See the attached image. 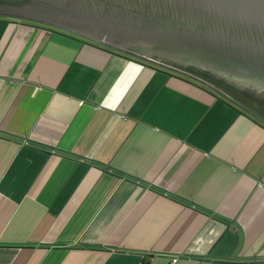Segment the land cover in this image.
<instances>
[{
  "label": "crops",
  "instance_id": "obj_1",
  "mask_svg": "<svg viewBox=\"0 0 264 264\" xmlns=\"http://www.w3.org/2000/svg\"><path fill=\"white\" fill-rule=\"evenodd\" d=\"M146 58L0 17V264H264V100Z\"/></svg>",
  "mask_w": 264,
  "mask_h": 264
},
{
  "label": "water",
  "instance_id": "obj_2",
  "mask_svg": "<svg viewBox=\"0 0 264 264\" xmlns=\"http://www.w3.org/2000/svg\"><path fill=\"white\" fill-rule=\"evenodd\" d=\"M0 17L141 53L264 100V0H0Z\"/></svg>",
  "mask_w": 264,
  "mask_h": 264
},
{
  "label": "rangeland",
  "instance_id": "obj_3",
  "mask_svg": "<svg viewBox=\"0 0 264 264\" xmlns=\"http://www.w3.org/2000/svg\"><path fill=\"white\" fill-rule=\"evenodd\" d=\"M23 22H28V23H36V22H32V21H27V20H22ZM37 24H39V23H37ZM140 55H142V56H146V57H149V56H147V55H144V54H141V53H139ZM149 58H151V57H149ZM151 59H154V58H151ZM158 61V60H157ZM160 62V61H159ZM162 63V62H161ZM163 64H165V63H163ZM167 65V64H166ZM170 66V65H169ZM171 67H173V66H171ZM174 68H176V67H174ZM176 69H178V68H176ZM179 70H181V69H179ZM182 71H184V70H182ZM185 72H187V71H185ZM189 73V72H188ZM200 77V76H199ZM202 79H205V78H203L202 77ZM206 80V79H205ZM208 80V79H207ZM208 81H210V80H208ZM214 83V82H213ZM225 87V86H224ZM228 88V87H227ZM231 89V88H230ZM236 91V90H235ZM239 93H243V92H240V91H238ZM251 96L252 98V100H254V101H257V100H260L258 97H256V96H253V95H250V94H246V98L248 97V96ZM254 101H252V102H254Z\"/></svg>",
  "mask_w": 264,
  "mask_h": 264
},
{
  "label": "built area",
  "instance_id": "obj_4",
  "mask_svg": "<svg viewBox=\"0 0 264 264\" xmlns=\"http://www.w3.org/2000/svg\"><path fill=\"white\" fill-rule=\"evenodd\" d=\"M158 64H163V63H161V62H158ZM164 66L166 65V64H163ZM167 67H171V66H169V65H166ZM172 68V67H171ZM173 69H175L174 67H173ZM185 72V71H184ZM186 74H191L192 75V73H188V72H185Z\"/></svg>",
  "mask_w": 264,
  "mask_h": 264
},
{
  "label": "trees",
  "instance_id": "obj_5",
  "mask_svg": "<svg viewBox=\"0 0 264 264\" xmlns=\"http://www.w3.org/2000/svg\"><path fill=\"white\" fill-rule=\"evenodd\" d=\"M206 81H208L207 79H206ZM208 82H211V83H213L212 81H208ZM213 84H215V85H220V87H222L223 85H221V84H218V83H213Z\"/></svg>",
  "mask_w": 264,
  "mask_h": 264
},
{
  "label": "flooded vegetation",
  "instance_id": "obj_6",
  "mask_svg": "<svg viewBox=\"0 0 264 264\" xmlns=\"http://www.w3.org/2000/svg\"><path fill=\"white\" fill-rule=\"evenodd\" d=\"M213 82V81H212ZM226 87V86H225ZM234 90V89H233ZM235 91V90H234ZM237 91V90H236Z\"/></svg>",
  "mask_w": 264,
  "mask_h": 264
}]
</instances>
